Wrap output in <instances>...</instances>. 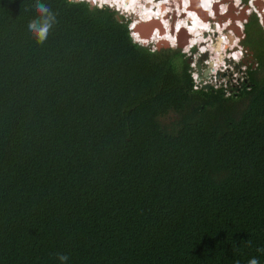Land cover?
Masks as SVG:
<instances>
[{"label": "trees", "instance_id": "obj_1", "mask_svg": "<svg viewBox=\"0 0 264 264\" xmlns=\"http://www.w3.org/2000/svg\"><path fill=\"white\" fill-rule=\"evenodd\" d=\"M0 0V264H264V30L237 95L88 1ZM255 66V67H253Z\"/></svg>", "mask_w": 264, "mask_h": 264}, {"label": "rangeland", "instance_id": "obj_2", "mask_svg": "<svg viewBox=\"0 0 264 264\" xmlns=\"http://www.w3.org/2000/svg\"><path fill=\"white\" fill-rule=\"evenodd\" d=\"M80 1H82V0H80ZM84 1H88L91 5H98V6H101V7L108 6L110 8L115 9L118 12L119 15H121V14L124 15V13H123L124 10H122L121 8L118 9V7H120L119 5H121V4L117 3V6L118 7H114L113 4L115 2L113 0H105L106 2L100 3L102 5H100L98 3V0H84ZM200 1L201 0H194V4L192 3V5L194 7H197V8L200 7L201 11H203L204 13H206V11H205L206 8L205 9L203 8L202 2L200 3ZM236 1H237V3H239L241 1L242 4H241V6H239V4H237L236 5L237 8H234V10H230V13L233 14V15H235V14L238 15V12H239V15H241L242 10L239 11V9L243 8L244 11H246L245 10V6L248 5V0H236ZM257 1L260 4L262 3L259 0H257ZM134 2H138L137 5L140 6L141 5L140 3L141 2L142 3H145L146 0H137V1H134ZM154 2H155V5H156L158 3L160 4V2H162V0H155ZM163 2H166L167 3L166 0H163ZM228 2L230 4H232L231 1H228ZM255 3L256 2L253 1V3H252V6L253 7L259 6V5L256 6ZM263 4H264V1H263ZM221 5L222 6H225V7L223 9V8H221L222 6H220L219 11L221 12V15H224L225 14L224 10L226 9V3L225 4L222 3ZM145 6H147V4ZM151 6H153V5H151ZM166 6H167V9L164 12L168 13L171 10V7L172 6L171 7H168V5H166ZM261 7H264V6H261ZM173 8H175V7H173ZM206 10L209 11L208 9H206ZM137 11L139 13V10L138 9L137 10L129 11V13L125 14V16L128 17L133 22L135 20L136 15H137ZM249 11L251 12V10H249ZM249 11H248V14H247L248 17L244 19L245 25L250 20V18L255 14L257 16V18L259 19L258 21H259L260 25L262 26V28L264 30V24H263V22L261 20V17L259 16V14L257 12L250 13ZM222 13H224V14H222ZM170 14L171 13H169V15ZM206 15H207V13H206ZM208 16H209V18L211 20H213V17H210V15H208ZM173 17H174V20L171 19L170 23L173 22L176 25H174V28H172V29L169 27L168 28V31L169 32L172 31V32H175L176 33L175 30L179 27L178 26V22L183 19V16L181 15L180 10H177L175 8V11L173 13ZM143 19H145V16L143 17ZM235 19L239 20V23L242 24V22H241L242 19L240 17H236ZM131 21L129 23L130 30L132 28V26H131L132 22ZM220 21L221 20H219V22ZM230 21H231L230 19H228L227 21H223V25H225V26L222 27L220 25L221 31H219L218 33H216L214 35H213V29H211V30L207 29L206 30V28H204V29L201 30L203 32L208 31V33L211 34L210 36L208 35V39L209 40L212 39L213 37H214V39L217 40L218 36H224L223 39L226 38L227 41H229V38L226 37L227 33H232L234 36L236 34H238L240 36V42L238 43L240 45V47L239 46L237 47V45H238L237 43L236 44L235 43L234 44H231V43L226 42L225 40L224 41L226 42V44H229V47H230V45H232L233 47H231V48H229V47L228 48H225V47H223L224 46V43L221 45V47H223L224 49L222 48V50L220 51V53L223 54L225 52V56L228 57V58L230 56H232V55H234L236 57V53L239 54L238 51L240 50V48L246 49L245 48V45H243V39H244L243 38V35H245L244 34L245 33V25H243V27H239L240 30H239V32H237L233 28L236 25H234L233 27H231L230 25H228L226 27L227 23L230 22ZM263 21H264V19H263ZM182 24H184V23L182 22ZM209 25H211V23H209L207 21V27ZM222 29L225 32H222ZM175 33H173V35H175ZM130 35L132 37L133 42L139 43L141 45L149 46L152 51H154L158 47H167V48H171V49L172 48L173 49H180V52L183 55L182 57L189 63V67H191V69L189 70V72H190V76L192 77V80H193V88L195 90L204 89V90L216 91L217 89H222L224 91V94H225L226 97H229L231 95H237L238 94V91L241 90V87H242V78H241V76L242 75L244 76V73L243 72H240L241 69L235 68V67H243V66L240 65L241 64V57L240 58H237L236 61L233 60V63L232 64H230V62H229V65L236 64L235 66H232V67H224L223 64H220L219 62H217L219 64H215L214 67L213 66L211 67V64H213V60H216L214 58L215 57L214 56L215 54H213V53L214 52L215 53H218V52L213 51L211 48H207V50L209 52H207L206 54H204L205 52L202 51V48H203L204 45H206L207 41H209V40H207L205 43H202V45L201 44L192 45V44H190V43H192L191 42L192 34L188 30H186V29L179 34V37H180L182 46H180V43L179 42H178V44H174L173 45L171 42H169L168 39H166V38H163L162 39V37L165 36V35L161 36V38L158 37V39H157V37H153L154 39L153 40H150L148 42L138 41L136 39V36L132 32L130 33ZM173 35H171V36H173ZM205 38L207 39V37H205ZM235 39H236V36H235ZM199 40L202 41L201 38H199ZM176 43H177V41H176ZM172 46H174V47H172ZM195 47L198 48L197 49L198 51H194V48ZM213 49L215 50V48H213ZM252 53L253 52L250 51V54L251 55H249L248 61L247 62L245 61L246 63L249 64V66L251 65L252 61L255 60V59H252ZM232 59H233V57H232ZM199 61L201 63H198ZM198 67H201V71L199 70ZM205 67H209V68H205ZM206 69H209V71H207ZM212 69H214L213 70V81L209 80V78L207 76L209 74H212ZM247 69H248V67H247ZM197 73L200 74V75H198ZM201 73L203 74V76H201ZM199 76L201 78H199V80H198V77Z\"/></svg>", "mask_w": 264, "mask_h": 264}, {"label": "bare ground", "instance_id": "obj_3", "mask_svg": "<svg viewBox=\"0 0 264 264\" xmlns=\"http://www.w3.org/2000/svg\"><path fill=\"white\" fill-rule=\"evenodd\" d=\"M113 1L115 2L113 4L114 7H118L117 6V3L121 4V5H119L120 7H118V9L121 8L122 10H124V12H123L124 15L127 14V13H129V11L137 10L138 9L140 14L137 11V15L143 21L144 20L146 21L148 19H154V18L155 19H160V20H162L164 22V27H166L167 29L170 27V24L173 23V22L170 23V21H171V19L174 20L173 13L175 11V8L177 10H180L181 15L183 16V19L178 22V26L179 27L175 30L176 33L175 32H171V31L170 32L167 31L166 35L162 37V39L163 38L168 39L169 42H171L173 45L174 44H177L176 41L179 40V36H177V35H179L182 32V30H181L182 27H184L186 30H188L192 34V37H191V42L192 43H190L192 45H196V44H201L202 45V43H205L207 40H209L208 39V35L210 36V33L207 34V36H206L207 39H206L205 36L203 35V31H201V30L204 29V28H206V30L207 29L211 30L212 23H217V25L219 24V25L222 26V24L218 22V17H222L221 12L219 11L220 6H222L221 5L222 3L223 4L226 3V9L224 10V12L226 13V15L227 14L230 15L234 19L236 17H240L242 19V21H241L242 24L239 23V20L235 19L234 21L228 22L227 25H226V27L228 25H230L231 27H233L234 25H236L233 28H234L235 31L239 32V30H240L239 27H243V25H245L244 19L248 17L247 14H248V11L249 10H251V12L249 11L250 13L257 12L259 14V16L261 17V20H262V22L264 24V21H263V19H264V7H261V6H264V4H263V1L264 0L263 1L262 0H259V1L262 2L261 4L257 0H248V5L245 6V10L246 11H244V14H245V17L244 18H242V16H243V10H244L243 8L239 9V11L242 10L241 15H239V12H238V15L237 14L233 15V14L230 13V10H234V8H237L236 7L237 4H239V6H241V4H242L241 1L239 3H237L236 0H228V1H231L233 7L231 6V4L228 1H225V0H201L200 3L202 2L203 8L204 9L206 8V9L209 10V11H207L205 9L207 15L203 11L200 12V9L199 8L194 7L197 11L192 9V7H193L192 3L194 4V0H166L167 3L166 2H163V0H162V2H160V4L158 3L156 5H155V2H154L155 0H146L145 3H142L141 2L140 3L141 4L140 6L137 5L138 2H134V1H137V0H113ZM253 1L256 2L255 3L256 6L257 5H259V6L253 7L252 6ZM104 2H106V1L105 0H98V3L99 4L100 3H104ZM146 4H147V6H145ZM216 4L219 6V8H218V10L216 12H214V9L213 8L215 7ZM100 5H102V4H100ZM151 5H153V6H151ZM166 5H168V7H171L172 6L171 7V10L168 13L164 12L167 9V6ZM173 7H175V8H173ZM224 7L225 6H222L221 8L224 9ZM258 8L259 9L261 8V9L259 10ZM169 13H171V14L169 15ZM222 14H224V13H222ZM208 15H210V17H213V20H211ZM144 16H145V19H143ZM206 18H207V20H205ZM207 21L209 23H211V25H209L208 27H207ZM182 22L184 24H182ZM133 24H134V21L131 24V26H132V28H131L132 33L136 36V39L138 41H144L143 39L139 38L137 36V34L134 33V31H133ZM173 25H176V24L173 23ZM223 26H225V25H223ZM157 31L155 30V34H154L153 37H157L158 36V32ZM219 31H221L220 27L218 28V30H213V35L216 34V33H218ZM222 32H225V31H223V29H222ZM173 33H175V35H173ZM230 34L233 36V42L231 44H234V43L235 44L236 43L238 44L240 42V36L235 33L236 34L235 35L236 36V39H235V36L232 33H230ZM171 35H173V36H171ZM220 37L222 38L221 39L220 46L224 43V46L223 47H225V45H227L226 42L230 43L229 36L226 35V37L229 38V41H227L226 38L223 39L224 36H220ZM244 37H245V35H243V38ZM199 38H201L202 41H200ZM212 39H213V41L211 39H210L211 41H207L206 45L203 46L202 51H204V52L208 51L207 48H211L213 51H216V50L213 49V48H215L214 44L216 42V39H214V37ZM238 46L240 47L239 44L237 45V47ZM172 47H174V46H172ZM223 47H221V49L219 51H221ZM231 47H233V46L230 45L229 48H231ZM240 51L241 50L238 51L239 54L236 53V57L234 55H232L229 58H232L233 57L232 60L236 61L237 58L241 57L240 56ZM217 64H219V63H217ZM214 65H212V66L214 67ZM213 70L214 69H212V74L207 75L208 78H209V80H211V81H213ZM198 75H200V74H198Z\"/></svg>", "mask_w": 264, "mask_h": 264}, {"label": "water", "instance_id": "obj_4", "mask_svg": "<svg viewBox=\"0 0 264 264\" xmlns=\"http://www.w3.org/2000/svg\"><path fill=\"white\" fill-rule=\"evenodd\" d=\"M225 1H228V0H225ZM230 6V5H229ZM231 6L233 7V5L231 4ZM197 8V7H196ZM199 9H200V7H198ZM218 8H219V6L216 4L215 5V7L213 8L214 9V12H216L217 10H218ZM192 9L193 10H196L195 8H194V6L192 7ZM197 11V10H196ZM200 12H201V9H200ZM218 13V12H217ZM216 14V13H215ZM245 17V14H244V10H243V16H242V18H244ZM228 19H230L231 21H233L234 20V18H232L230 15H226V13L224 14V15H222V17H218V22H219V20H221L219 23H221L222 24V27H223V21H227ZM205 20H207V18L205 19ZM135 22H134V24H133V31H134V33L135 34H137V36L139 37V38H141V39H143L144 40V42H148V41H150V40H153L154 38H153V36H154V34H155V30L158 32V36H157V38L158 37H161V36H163V35H166V33H167V31H168V29L166 28V27H164V22L162 21V20H160V19H148V20H142L140 17H138V15H136V17H135V20H134ZM212 27H211V29H213V30H218V28L220 27V25L218 24L217 25V23H212V25H211ZM170 28L172 29V28H174V25H173V23L170 25ZM181 30L182 31H184L185 30V28L184 27H182L181 28ZM172 32V31H171ZM207 34H208V31H205V32H203V35L206 37L207 36ZM177 36H179V35H177ZM227 36H229V38H230V43H232L233 42V36L229 33H227ZM221 37L220 36H218V38H217V40H216V42H215V44H214V46H215V50H216V52H219L220 53V49H221V46H220V44H221ZM178 42L180 43V46H182V43H181V41H180V37H179V40L177 41V44H178ZM213 46V45H212ZM229 47V45L227 44V46L225 45V48H228ZM208 51H206L204 54H206ZM251 55V54H250ZM223 58H224V56H223V54L222 53H220L219 54V59L220 60H223ZM252 59H255L254 58V56H253V53H252ZM226 61H228V62H230V64H232L233 63V60H232V58H228V60L226 59ZM255 65V66H257V63H254V60L252 61V63H251V65ZM199 68V70L201 71V67H198ZM209 68V67H208ZM207 71H209V69H206ZM201 76H203V74L201 73Z\"/></svg>", "mask_w": 264, "mask_h": 264}, {"label": "clouds", "instance_id": "obj_5", "mask_svg": "<svg viewBox=\"0 0 264 264\" xmlns=\"http://www.w3.org/2000/svg\"><path fill=\"white\" fill-rule=\"evenodd\" d=\"M68 2L71 4L74 0H68ZM35 8L39 14V18L29 22L28 30L35 36L38 43H43L47 40L51 28L56 23V16L49 7L40 3L39 0H37ZM259 251L264 252V249H260ZM58 259L60 264H67L68 257L66 255H59ZM248 264H260V262L257 258L253 257L248 261Z\"/></svg>", "mask_w": 264, "mask_h": 264}, {"label": "flooded vegetation", "instance_id": "obj_6", "mask_svg": "<svg viewBox=\"0 0 264 264\" xmlns=\"http://www.w3.org/2000/svg\"><path fill=\"white\" fill-rule=\"evenodd\" d=\"M211 35V34H210ZM212 41H213V39H211ZM211 40H209V41H211ZM244 45V44H243ZM246 49H244V48H241L240 50V55H241V66H243V67H246V69H247V67H248V69H249V67L251 66H249V64L248 63H246L247 61H248V59H249V55H250V51L248 50V48L247 47H245ZM198 48H194V51H198L197 50ZM213 54H215L214 56V58L216 59V60H213V64H211V67H212V65H214V64H217V62H219L220 64H223L224 65V67H232V66H235L236 64H234V65H229V62L228 61H226V59L228 60V57H226L225 56V53H223V56H224V58H223V60H220L219 59V52L218 53H213ZM223 61V62H222ZM246 61V62H245ZM198 63H201L200 61L198 62ZM206 65V64H205ZM253 67H255V66H253ZM205 68H208V67H205ZM235 68H238V69H242V67H235ZM247 69V70H248Z\"/></svg>", "mask_w": 264, "mask_h": 264}, {"label": "built area", "instance_id": "obj_7", "mask_svg": "<svg viewBox=\"0 0 264 264\" xmlns=\"http://www.w3.org/2000/svg\"><path fill=\"white\" fill-rule=\"evenodd\" d=\"M240 72H243L244 73V76L242 75L241 78H242V81H245L246 78H247V76H248V70H246V67H242V69L240 70ZM199 78H201V77H198V80H199Z\"/></svg>", "mask_w": 264, "mask_h": 264}]
</instances>
